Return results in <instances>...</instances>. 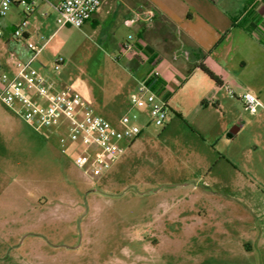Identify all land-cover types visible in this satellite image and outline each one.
Segmentation results:
<instances>
[{
  "label": "rangeland",
  "instance_id": "obj_1",
  "mask_svg": "<svg viewBox=\"0 0 264 264\" xmlns=\"http://www.w3.org/2000/svg\"><path fill=\"white\" fill-rule=\"evenodd\" d=\"M0 32L1 80L15 56ZM41 56L33 67L98 115L116 124L127 111L135 91L108 44L67 29ZM241 72L217 106L197 70L166 99V125L91 177L0 101V264H264V103L251 112L242 99L264 66Z\"/></svg>",
  "mask_w": 264,
  "mask_h": 264
},
{
  "label": "crops",
  "instance_id": "obj_2",
  "mask_svg": "<svg viewBox=\"0 0 264 264\" xmlns=\"http://www.w3.org/2000/svg\"><path fill=\"white\" fill-rule=\"evenodd\" d=\"M60 1L37 0L34 10L27 15L18 6H11L0 17V29L7 33L5 45L15 59H25L31 54L28 44L38 45L42 46L37 55L38 63L42 64L41 54L48 39L70 29L80 36H95L97 42L117 50V59L124 61L123 67L129 75L130 92L135 91L138 81L148 79L156 70L157 92L166 101L170 92L181 91L187 79L200 71L199 64L206 66L220 78L221 85L212 81L217 91L210 97H202V101L212 102L217 98V106L216 94L225 87H239L245 64L264 66V0H99V8L81 28L55 26L49 30L50 24L56 22L53 6ZM144 9L153 11L151 23L144 22ZM22 21H25L23 38L15 40L12 31ZM36 31L48 34V39L39 43L34 39ZM126 39H130L137 55L122 49ZM14 71L13 64L7 75ZM252 81V91L246 93L262 105L264 78L256 72ZM210 90L214 91L213 86ZM140 136L125 147L114 166L136 153L132 146ZM239 218L237 214L235 219Z\"/></svg>",
  "mask_w": 264,
  "mask_h": 264
},
{
  "label": "built area",
  "instance_id": "obj_3",
  "mask_svg": "<svg viewBox=\"0 0 264 264\" xmlns=\"http://www.w3.org/2000/svg\"><path fill=\"white\" fill-rule=\"evenodd\" d=\"M36 1L0 0V17L11 6L20 7L27 15L34 10ZM99 5V0H61L53 6L57 14L56 24L59 27L81 28ZM142 14L144 22L151 23L153 11L144 9ZM24 27L25 21H22L13 29L12 38L22 39ZM27 46L31 54L25 59H15L14 73L0 80V101L35 131L53 133L60 152L71 153L90 177L107 170L125 147L139 137L143 128L150 124L157 127L166 125V101L148 85L149 80L158 78V71L153 70L148 79L138 81L135 93L128 99L127 111L113 124L95 113L78 92L58 88L41 75L33 67V62L42 46ZM122 49L138 54L130 39L122 42ZM242 99L251 112L260 105L249 93L243 94Z\"/></svg>",
  "mask_w": 264,
  "mask_h": 264
},
{
  "label": "trees",
  "instance_id": "obj_4",
  "mask_svg": "<svg viewBox=\"0 0 264 264\" xmlns=\"http://www.w3.org/2000/svg\"><path fill=\"white\" fill-rule=\"evenodd\" d=\"M202 73H204L211 81H213L216 85H221V80L218 76H216L210 69H208L206 66L199 64L197 66ZM148 85L152 87L154 91L159 90V85L157 84V81L154 79H151L148 81Z\"/></svg>",
  "mask_w": 264,
  "mask_h": 264
},
{
  "label": "water",
  "instance_id": "obj_5",
  "mask_svg": "<svg viewBox=\"0 0 264 264\" xmlns=\"http://www.w3.org/2000/svg\"><path fill=\"white\" fill-rule=\"evenodd\" d=\"M234 132V130L233 131H231V133H233ZM231 133L229 134V136H231Z\"/></svg>",
  "mask_w": 264,
  "mask_h": 264
}]
</instances>
